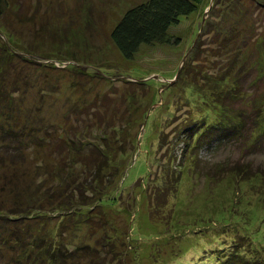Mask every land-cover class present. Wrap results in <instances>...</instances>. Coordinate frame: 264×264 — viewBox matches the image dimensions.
I'll list each match as a JSON object with an SVG mask.
<instances>
[{"label":"rangeland","instance_id":"374dc122","mask_svg":"<svg viewBox=\"0 0 264 264\" xmlns=\"http://www.w3.org/2000/svg\"><path fill=\"white\" fill-rule=\"evenodd\" d=\"M7 1L0 16V215H16L8 217L11 228L21 236L26 227L37 244H0V264H34L47 242L63 246L65 264H100L98 252L109 247V264H220L234 252L242 264H264V78L254 81L264 44L252 38L264 34L248 26L264 23L257 18L264 6L250 9L242 0L240 17L239 7L230 10L234 0H204L171 27V43L144 45L129 61L112 31L147 0ZM242 21L247 42L226 32ZM212 44L255 64L242 86L233 79L226 86L237 95L232 119L246 114L240 137L215 142L211 132L213 143L200 146L183 137V127L192 117L203 127L218 123L219 110L178 77L193 53L199 76H213ZM242 158L251 169L239 167ZM94 160L108 164L102 200V192L98 199L90 193L97 186L84 187ZM117 170L123 178H112ZM9 229L2 225L0 234ZM107 236L115 241L104 247Z\"/></svg>","mask_w":264,"mask_h":264},{"label":"trees","instance_id":"16d2710c","mask_svg":"<svg viewBox=\"0 0 264 264\" xmlns=\"http://www.w3.org/2000/svg\"><path fill=\"white\" fill-rule=\"evenodd\" d=\"M230 1V0H228ZM235 2L233 5L230 3V10L235 11L236 7H239V5L242 3V0H234ZM204 2V0H147L145 3L141 5H137L134 7H131L126 11V13L123 15V17L120 19V21L117 23L116 27L112 31V40L117 49L121 52L122 56L126 60H133L135 56L140 52L141 48L144 45H153V44H162V43H171L172 39L169 36V31L173 25L178 24L182 17H186L198 9V7ZM223 0L216 1L217 4L222 3ZM215 4V3H214ZM252 4L259 5L261 7L264 6V0H249L247 3L248 7L250 6V9L252 8ZM8 8V1L7 0H0V16H3ZM241 7L237 9L235 12L236 16H240ZM247 15H251L250 17L254 16V12H250V10H247L245 12ZM246 15V16H247ZM263 14L261 13L257 18L264 19ZM242 17V16H240ZM254 23L248 25L250 27L249 31L250 33L258 32L261 36L264 34V23L262 21H257V19L252 20ZM236 22L232 27L229 28L226 32H228V36L231 37V39L236 40L237 42H240L241 39L244 37L241 34V26L242 24L245 26L247 22ZM259 25H261L259 27ZM242 32H244L242 30ZM258 34V33H256ZM234 36V37H233ZM248 38H243V41L247 42L250 40V36H245ZM253 37H256V40L259 42L258 45L264 44L263 39H258L257 35H253ZM175 41V40H173ZM235 41V42H236ZM236 42V43H237ZM175 43H178V40L175 41ZM234 43V42H233ZM264 46V45H263ZM211 48L215 51L208 53L207 57L212 56L218 62H213L212 69L216 72L213 76H210L206 74V77H203L204 72H202V76H199V71L197 68H193V64L197 61L195 58L196 53H191L194 57L189 58V63L184 65L183 72H181V75L178 77H182L188 85H190V88L187 89L195 91L197 94L202 96V99L209 103L208 98L211 96L210 103L213 105V108L215 107L219 110L218 112V123H214L213 125H206L203 127L201 124L202 122L199 120L198 117H192L188 122L186 123V126L183 127L184 130V136L186 140L189 138L191 140H199L200 146L204 144L205 142L212 144L213 140L209 139L211 137V132L215 136V142H221L225 138H230L231 136H234L233 138L240 137L239 133L245 129L244 127V119L246 117V114L244 112H241V114L237 115V120L231 116L230 109L233 108L231 101H236V93L234 90H231L227 88L226 86L229 85V80L233 79L237 81L241 86L243 85V82L245 80V76L248 77L249 73L253 71V66L255 62L247 61V57L243 54H241V51L230 49L229 47L225 45H211ZM263 48V47H262ZM261 47L256 48L259 50H263ZM194 52V51H193ZM259 54H262L260 51ZM261 60H258V63ZM258 63L256 64L257 70L259 73H261L260 76H258L257 79L254 81H259V78H264V62L260 63L261 68L258 66ZM192 69L196 70L195 72L192 71ZM237 73V74H236ZM177 78V79H178ZM176 79V81H177ZM202 79V80H201ZM237 79V80H236ZM199 80L202 81V84H199ZM212 81V82H211ZM250 87H254L257 85L256 82L249 81ZM202 85H206V89H203ZM194 86V87H192ZM241 91V90H240ZM235 93V96H234ZM261 100V107L260 111L264 113V92L260 96ZM213 109V110H214ZM260 112V113H261ZM232 119L231 121H229ZM243 120L241 122L240 120ZM238 121L239 123H236ZM198 128V129H197ZM264 134V127L261 130ZM194 133V134H193ZM212 135V136H213ZM264 139V137H263ZM261 139V140H263ZM264 141V140H263ZM112 156L110 154H107V160L108 163H110ZM242 162L239 167L241 166H247L252 167L250 165L251 162H249L247 159L242 158ZM99 164V162H98ZM103 165L108 164H99L96 165V160H94V165H87L88 176L87 180L85 181L86 184H84V187L89 184V186H97L96 188L92 187V190H90V193L92 194V198H99V195L102 196L100 192L103 190H100V185L102 180L100 179L101 174L103 173ZM97 166V167H96ZM96 169H95V168ZM95 169V171H94ZM251 169V168H250ZM94 171V172H93ZM118 173L115 174L112 178L116 179L118 176L120 178H123L124 172L117 170ZM248 171V169L245 170V172ZM259 174L264 175V172H259ZM246 175H244L245 177ZM250 176V175H248ZM250 178V177H249ZM262 180V178H261ZM98 182L100 184H98ZM109 183V180L106 181ZM166 187L168 190L172 189L173 180L169 178V181H166ZM76 185V181L74 186ZM88 186V187H89ZM174 186V184H173ZM83 185L79 186V196L83 197L84 194V188ZM102 188V187H101ZM100 191V192H98ZM100 193V194H99ZM103 193V192H102ZM104 196L102 199L106 198L107 192L103 193ZM109 194V193H108ZM111 199L113 201L116 200V197L114 195L111 196ZM104 202V201H103ZM100 204H97L96 207H100ZM96 208L95 206H92ZM152 207V206H151ZM57 209L52 210V212H56ZM1 213V212H0ZM14 213V212H13ZM40 214L39 211H37V215L41 216L44 215ZM8 217L17 218L16 215H11L8 213V211L4 212V214L0 215V230L1 226L7 224V227L10 229L5 231L8 234H0V244H2L5 247H11V244L13 245H21V244H32L34 243V246L37 244L35 242V236L33 233H31L26 227H24L23 230H25L24 234L19 236L20 234H17L13 228H11ZM5 223V224H4ZM12 229V230H11ZM24 236L23 238H21ZM37 240V239H36ZM30 241V242H27ZM104 247H108L109 243L115 241L113 236H107L105 240ZM52 242V241H51ZM49 243L47 246L46 243H42L39 246L42 247V250H46V253L42 257V259L39 261L38 256L36 257V260H34V264L39 261L36 264H65V261H61L60 259L63 256H67L64 254V248L63 246H58V244L55 243ZM0 248L1 245H0ZM41 250V249H40ZM1 251V250H0ZM104 251V249H103ZM111 254V250L109 247L108 252H98V258L101 261L100 264H109L106 260V257ZM47 256V257H46ZM70 259V258H69ZM110 262V261H109ZM240 255L239 253L234 252V254L231 257H226L223 262L220 264H240ZM248 263V262H247ZM242 264V262H241Z\"/></svg>","mask_w":264,"mask_h":264},{"label":"bare ground","instance_id":"6f19581e","mask_svg":"<svg viewBox=\"0 0 264 264\" xmlns=\"http://www.w3.org/2000/svg\"><path fill=\"white\" fill-rule=\"evenodd\" d=\"M194 134V133H193Z\"/></svg>","mask_w":264,"mask_h":264}]
</instances>
